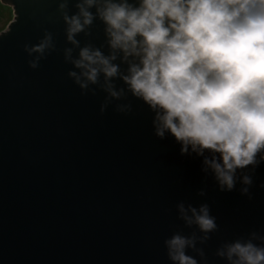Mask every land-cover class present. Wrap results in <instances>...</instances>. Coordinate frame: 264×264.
<instances>
[{
	"label": "water",
	"instance_id": "obj_1",
	"mask_svg": "<svg viewBox=\"0 0 264 264\" xmlns=\"http://www.w3.org/2000/svg\"><path fill=\"white\" fill-rule=\"evenodd\" d=\"M60 2L0 0L18 16L0 36V264H172L164 240L176 233L197 238L186 254L198 264H229L217 255L226 244H260L253 233L264 236V164L249 172L248 195L239 181L220 191L202 157L181 156L170 136H154L139 101L131 114L114 102L102 115L105 93L90 86L96 95H81L67 75L75 69L65 50L77 58L79 48L67 41ZM66 2L75 14L77 0ZM103 29L94 20L77 34L80 47L103 45L107 54ZM46 32L54 50L32 69L36 54L23 45ZM181 203L209 206L218 226L210 239L202 243L198 227L181 219Z\"/></svg>",
	"mask_w": 264,
	"mask_h": 264
},
{
	"label": "clouds",
	"instance_id": "obj_2",
	"mask_svg": "<svg viewBox=\"0 0 264 264\" xmlns=\"http://www.w3.org/2000/svg\"><path fill=\"white\" fill-rule=\"evenodd\" d=\"M75 7L69 15L66 0L58 4L67 41L79 48L77 58L66 49L65 61L75 69L67 75L81 95H96L90 86L105 93L102 115L114 102L117 113L131 114L132 100L139 101L152 114L154 136H170L181 156L202 157V170L212 173L220 191L235 190L239 181L248 195L249 172L264 164V0H77ZM96 19L104 25L107 54L103 45L80 47L76 39ZM23 50L36 54L28 65L38 68L54 50L52 34ZM178 207L181 219L204 234L202 243L211 238L218 226L207 204ZM253 237L261 243L237 240L217 255L229 264H264V236ZM196 240L179 233L166 238L172 264H198L186 254Z\"/></svg>",
	"mask_w": 264,
	"mask_h": 264
},
{
	"label": "rangeland",
	"instance_id": "obj_3",
	"mask_svg": "<svg viewBox=\"0 0 264 264\" xmlns=\"http://www.w3.org/2000/svg\"><path fill=\"white\" fill-rule=\"evenodd\" d=\"M13 17L14 14L12 7L3 6L0 8V33L6 29L8 23L13 20Z\"/></svg>",
	"mask_w": 264,
	"mask_h": 264
},
{
	"label": "trees",
	"instance_id": "obj_4",
	"mask_svg": "<svg viewBox=\"0 0 264 264\" xmlns=\"http://www.w3.org/2000/svg\"><path fill=\"white\" fill-rule=\"evenodd\" d=\"M3 7L1 4H0V8ZM9 11V10H8Z\"/></svg>",
	"mask_w": 264,
	"mask_h": 264
}]
</instances>
